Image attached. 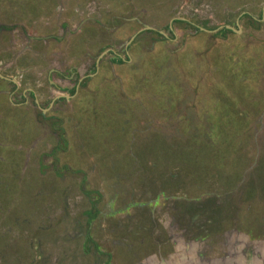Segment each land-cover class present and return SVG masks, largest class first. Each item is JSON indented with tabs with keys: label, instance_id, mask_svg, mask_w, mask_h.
I'll use <instances>...</instances> for the list:
<instances>
[{
	"label": "rangeland",
	"instance_id": "obj_1",
	"mask_svg": "<svg viewBox=\"0 0 264 264\" xmlns=\"http://www.w3.org/2000/svg\"><path fill=\"white\" fill-rule=\"evenodd\" d=\"M112 2L83 0V17L98 20L85 23V31L67 51L81 68L96 57L101 44L117 50L135 34L128 51L132 58L133 42L143 37L134 23L127 28L113 15L104 19L110 11L121 14V3L127 11L142 2ZM263 5L264 0H213L209 26L235 27L239 17L243 32L198 33L192 47L208 50L204 65L195 66L194 74L182 73L186 78L171 85L163 82L172 73L166 62L154 61L156 74L146 69V78L158 99L154 107L166 108L157 111L163 117L150 118L149 112L148 118H139L136 111L132 118L120 116L113 104H102L99 110L112 119L93 124V135L92 80H82L71 100L72 87H63L61 79H52L53 86L39 78L48 58L30 62L37 69L30 78L16 67L11 71L0 66L24 96L16 92L20 104L11 105L0 94V264H264V20H256ZM34 6L31 17L17 13L25 9L12 8L11 17L6 10L0 12L7 13L2 17L9 16L13 26L28 28L41 16ZM242 11L247 13L240 15ZM166 16L148 11V25H161ZM102 19L113 32L102 30ZM70 20L74 24L79 17ZM21 29L18 34L25 35ZM152 38L160 39L157 33ZM167 41L154 44L155 49L170 52L182 42ZM185 46L191 48L188 41ZM121 49L124 54L127 47ZM106 59L99 64L102 68ZM135 63L119 65L118 76L127 75ZM177 87L188 89L185 98L169 92ZM57 94L68 97L48 106ZM170 94L180 100L173 103V111L170 102L161 104ZM117 95L119 110L122 100ZM77 114L85 134H75ZM146 127L148 136L134 135ZM149 186L157 192L151 193Z\"/></svg>",
	"mask_w": 264,
	"mask_h": 264
},
{
	"label": "crops",
	"instance_id": "obj_2",
	"mask_svg": "<svg viewBox=\"0 0 264 264\" xmlns=\"http://www.w3.org/2000/svg\"><path fill=\"white\" fill-rule=\"evenodd\" d=\"M106 1L108 3L109 0ZM116 1L117 2L127 1V6L130 3L132 4V1L137 2V0H113L112 3H115ZM91 2L92 0H87V4H91ZM138 2L139 4L140 2H142L143 4L141 3L140 4L141 6L139 5L137 8H134L132 10L131 8L130 9L128 8L127 11L126 9H124L125 8L124 3L123 4L121 3L122 6L121 14L116 15L111 11L110 14L109 11H107V13H109L110 15L104 18L106 21L110 19V17L113 15V18L117 17V19H119L121 23H126L127 28L129 27V24L134 23L135 25H137V28L138 27L140 28V29L138 28L137 32L143 31L141 33L143 37L141 36L142 38H139L138 40L133 42L134 45L133 47L135 48V50L132 52L134 53L133 57L131 58L130 54H128L129 48L131 46L129 44L132 43L131 40L130 42L126 41V44L124 46L120 44L117 50H113L111 47L107 48L105 44H101L102 46L100 47V49L96 50V57L95 56L89 57L88 60L91 61L90 62L85 61V63L82 65L81 68L79 67V64H77L75 57L71 56L70 58V56L67 55V51L70 49L71 46L74 45L73 43L76 44L77 42L76 39L79 35L78 33L81 32L83 33V31H85V26L87 25L85 23L88 22L96 23L95 20L96 19L98 20V18L92 15L83 17V13H82L83 0H0V11L6 10L9 16H10L9 12L13 10L12 8H15L14 10H17L16 8L22 10L25 9L28 12L32 4H35L34 8L38 7L39 13L41 15L39 17V16H35L34 14L33 15L35 16L34 19L33 20L31 19L32 21H30L33 24L30 27L26 28L27 27L26 25L21 26L18 25V23L17 26L16 25L13 26L12 24H10V22L12 21L11 18H9V16L7 18L2 17L7 15V13L0 12V16H1L0 43L5 44L4 46L2 45V47H0V66L4 65L7 69H11V71L12 68L14 69L17 68L22 71L24 77L30 78V76L32 75H30L29 73L32 72L33 74H36L37 71V69L34 68L35 65L32 66L30 62L32 61L33 64L37 57L43 58L45 61H47L48 58L47 62L51 64L50 65L49 63L47 64L45 69H43L42 75L39 74V78L41 79V77L43 78L45 77L48 84L52 83L53 86L56 85L51 81L52 79H54L55 81L61 79L63 87L65 85H69L72 87L71 88L72 93L69 95L70 97L69 99L71 100L75 98V95L78 92L82 80H86V81L92 80L93 81L92 83H94V85L91 86L93 93L89 98L90 99L89 102L91 104H94L95 106L93 107V117L91 115L92 121L90 127H92L93 129L92 135L94 134L93 131L96 130L93 124L100 125L102 124L101 120L106 119L108 121V119H112L108 113L103 114L104 112L99 110V107H103L102 104H105L108 107L113 104L116 113L121 114L120 116L125 114L124 115L125 117L129 116L132 118V114L138 112L139 118L140 117L148 118L147 114L150 113H152L150 115V118H162L163 116L158 115L157 111L159 112V110H165L166 108L165 107L155 108L157 106L158 99L157 96H153L154 93L151 91V87L148 86L149 78H146V74H147L146 69H148L149 73H151L152 75L154 73L156 74L157 67L155 66L156 62L154 61L164 60L166 62V68L168 69V71H172V73L166 74L167 76L165 75L166 78L163 79V82L171 85V83H173L175 79L177 81L179 79L183 81V79L186 77H183L182 73L188 72V74H194L196 70L195 66H198L200 69L199 64L204 65V60L208 57V50L202 49L201 47L198 48H195V46L192 47L193 38L196 40V36L198 33L203 31L215 33V35L221 34L222 31H231V32L240 33L241 31L243 32L244 27L242 26V24L241 26L239 25L238 23L239 17H237L234 23L235 27L227 24L216 26L213 28L210 27L206 19L209 18V14L212 11L211 9L213 5V0H177L172 2L170 5L167 3V0H153V2H151V0L150 1L147 0L148 4L151 3V6L153 7L152 9L151 8L149 9L148 4L144 3L143 0H138ZM67 5L69 6V8H65ZM165 10L166 13H164ZM148 11H153L157 16L158 14H160L161 17H163V15L165 16L167 15L166 22H164L165 24L162 23L161 25H159L158 22H155L154 24L155 26H149L151 24L148 25ZM27 12L20 13L18 11L17 13L21 15L23 14L25 17H31L30 15H32L31 14L32 12L31 11H29L28 13ZM94 13H97V11H94ZM245 13L247 12L242 11L240 15ZM76 17H79L80 22H78L79 21L78 20L77 25H76L77 22H75L74 24L70 23L71 22L70 19ZM256 20L257 21L264 20V5L260 10L259 15H257ZM39 21L41 22L39 23ZM100 22L102 24V30L104 32H111V31L113 32V29L108 30V28L106 27L107 24H103V19ZM176 22L180 24L178 27L175 26ZM200 24L203 25L200 26ZM156 25L159 26V28ZM226 26H230L234 30L231 29L224 30L223 27L226 28ZM17 28L21 29V32L24 30L23 32L25 33V35H19ZM150 29H153V32L150 31ZM156 29L159 31L157 32ZM163 29H165L166 31H163ZM152 33H157L161 40L160 39L154 40L152 38ZM6 35L8 40L4 41V37ZM179 38L180 41H182L181 42L182 45L178 43L176 45V48H174L175 50L173 51L167 52L166 49L164 51L155 49L154 44H158L162 42V39H164V41L168 40L167 41L168 43L169 41H173V40L178 41ZM92 40H95V38H92ZM187 41L191 45V48L189 47V49L186 46L184 47V44H186ZM98 47L99 46H97V48ZM126 47L127 50L123 51L124 54H122L121 48H126ZM198 49H201L202 52ZM196 50L200 52L199 56L201 58L196 55L195 53ZM116 51H118L119 53ZM138 53L139 56L137 62ZM61 55H62V63L59 62V64L62 65V67H59L60 65L57 64L56 61H59ZM5 58L8 59L4 61ZM103 58L104 59L107 58L106 59L107 66L105 68H102L99 65ZM195 58L196 60H198L197 62ZM68 61H70V64H68ZM134 61L137 64L135 63L133 68L126 69L128 71V74L125 75V73H123L124 77L123 78L119 77L116 72L117 67L119 65L126 64L127 62L133 63ZM65 63L68 65V68L64 67ZM172 65L173 67H171ZM0 70H2V68H0ZM56 70H58V72H56ZM178 72H180V75L182 74V76H178L177 75ZM77 73H78V78L76 80ZM36 75L35 76L33 75V79L37 78ZM3 84L4 85L10 84L11 87L14 88L15 90H11L10 86H8L10 89L0 88V94L2 93L6 94L7 101L11 105L20 104V102H18L19 97L21 96L22 98H24V96L23 93H21L20 95L18 94V91L20 89L18 88V84L12 78L11 74L5 76L0 72V86H2ZM147 87L148 89L144 92L146 93L145 95L142 91ZM186 90L188 91V89H185L183 87L182 90L179 89V87H177L176 89H172L169 92H176L177 96L180 95L185 98L187 95ZM16 92L19 95L18 98ZM118 92L120 93L122 100V104H121L122 108L119 110L117 109L118 106L114 101V97L119 96L117 95ZM58 95L59 97L56 98V96ZM12 97L14 98L13 100ZM60 97L66 98L62 94L54 95V97L49 102L48 106L52 104L56 99L57 100L60 99ZM167 97L169 98V100H165L161 104L166 103V105H168L170 102L171 104L169 107L170 110L173 111V103L179 102L180 100L179 101L175 100L176 98L171 97V94L167 95ZM164 99H166V96ZM77 100L78 102H80V104L84 103L82 97L78 98ZM105 100L107 101L105 102ZM144 101L147 102L145 103ZM33 102L34 104L37 105L36 106L37 108L42 110V108H40V106L38 105V100L34 99ZM153 103H156L155 107ZM174 112L178 113L177 110ZM160 113L162 114L164 112H160ZM79 115L80 114H77L76 116V118L78 117L77 120L79 122L75 120V125H74L76 127L75 134L76 133L85 134V131L83 130L84 124L82 123V117ZM131 129H133L134 131V128L131 127L130 130ZM97 132L98 131H96V135ZM146 132H147V127L144 130H139L138 133L134 132L135 133L134 135L138 134L143 136L144 134L145 135L149 134ZM105 136H106V132H104V138ZM126 137L128 138V136ZM94 138L97 140L96 137ZM106 140L108 146H110L108 150H112L114 148V145H112V143L109 142V135H107ZM142 140L145 143L147 139L145 138ZM97 142L98 144L101 143L98 140ZM91 160L94 161L93 158H91Z\"/></svg>",
	"mask_w": 264,
	"mask_h": 264
},
{
	"label": "flooded vegetation",
	"instance_id": "obj_3",
	"mask_svg": "<svg viewBox=\"0 0 264 264\" xmlns=\"http://www.w3.org/2000/svg\"><path fill=\"white\" fill-rule=\"evenodd\" d=\"M150 31H152L153 32V29H150ZM158 32V31H157ZM56 72H58V70H56ZM10 87H11V85H10ZM10 89V88H9ZM249 180V179H248ZM158 183V182H157ZM158 185H156V187H157ZM156 187L155 186H153V187H151V186H149L148 187V189H149V191L152 193V192H155L156 191ZM158 188V187H157ZM157 192V191H156ZM159 193V192H158ZM148 194V193H147ZM156 194V193H155ZM145 195V197L146 196H149V194L148 195H146V193L144 194ZM129 204H131L132 205V203H129ZM134 205V204H133ZM136 206V205H135ZM219 212H221L223 209L222 208H220L219 207ZM222 213V212H221ZM138 230V229H137Z\"/></svg>",
	"mask_w": 264,
	"mask_h": 264
},
{
	"label": "water",
	"instance_id": "obj_4",
	"mask_svg": "<svg viewBox=\"0 0 264 264\" xmlns=\"http://www.w3.org/2000/svg\"><path fill=\"white\" fill-rule=\"evenodd\" d=\"M226 28L231 29V30H234V29H233L232 27H230V26H226ZM134 36H135V34L131 36V38L128 40V42H130V40H132V39L134 38ZM64 96H65V97H68V95H64ZM57 97H59V95L56 96V98H57Z\"/></svg>",
	"mask_w": 264,
	"mask_h": 264
},
{
	"label": "trees",
	"instance_id": "obj_5",
	"mask_svg": "<svg viewBox=\"0 0 264 264\" xmlns=\"http://www.w3.org/2000/svg\"><path fill=\"white\" fill-rule=\"evenodd\" d=\"M223 29H224V30H229V29H227V28H225V27H223Z\"/></svg>",
	"mask_w": 264,
	"mask_h": 264
}]
</instances>
